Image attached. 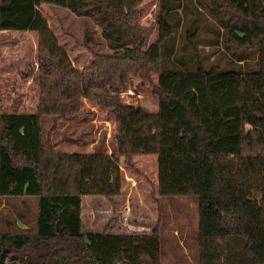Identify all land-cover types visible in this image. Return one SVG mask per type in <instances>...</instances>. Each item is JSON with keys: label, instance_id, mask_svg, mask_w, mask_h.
<instances>
[{"label": "trees", "instance_id": "1", "mask_svg": "<svg viewBox=\"0 0 264 264\" xmlns=\"http://www.w3.org/2000/svg\"><path fill=\"white\" fill-rule=\"evenodd\" d=\"M142 1L0 0V36L37 34L35 113L0 110V204L38 201L33 229L10 221L13 230L0 231V264H161L157 228L84 233L81 217L83 197L121 193L120 162L152 155L159 197L198 198L199 264H264V0H158L150 45ZM43 4L89 19L108 52L76 70ZM201 10L210 28L197 24ZM205 46L232 56L221 51V67ZM129 78L151 84L155 113L125 103ZM83 101L114 121L112 157L58 152L43 129L45 117L54 118L51 130L86 117Z\"/></svg>", "mask_w": 264, "mask_h": 264}, {"label": "rangeland", "instance_id": "2", "mask_svg": "<svg viewBox=\"0 0 264 264\" xmlns=\"http://www.w3.org/2000/svg\"><path fill=\"white\" fill-rule=\"evenodd\" d=\"M49 30L64 49L76 70L92 61L93 53H107L100 31L87 18H78L69 11L49 5L39 7ZM140 24L147 29L146 44L157 39L156 19L158 0H143L138 8ZM197 24L213 25L203 10L198 12ZM204 29V28H203ZM201 30V29H200ZM201 40L207 35L201 33ZM211 40L210 38L207 39ZM37 34L29 32H3L0 36V110L1 113H35L37 88L33 75L37 71ZM211 56L210 62L221 67L222 47H203ZM225 52V51H223ZM231 58L229 52H225ZM156 77L153 83L156 84ZM125 103L143 107L150 113L157 111V98L151 84L138 78H129L122 95ZM86 117L78 121H55L45 117L42 126L49 134L56 151L68 154L104 153L113 156L115 124L106 111L83 101ZM73 140L77 145L67 144ZM123 161V159H121ZM122 188L111 199L85 196L81 217L84 233L106 232L115 235L150 234L155 228L161 237V264H199L198 253V198H161L157 193L156 156L134 157L129 167L120 162ZM38 211L36 198L8 199L0 204V231L10 232L13 226L33 229ZM24 217V221L19 218Z\"/></svg>", "mask_w": 264, "mask_h": 264}]
</instances>
